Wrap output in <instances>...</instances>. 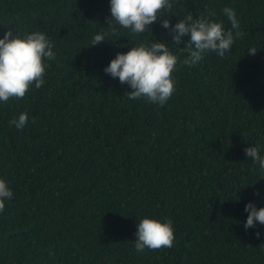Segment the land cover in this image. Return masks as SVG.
Segmentation results:
<instances>
[{
  "label": "trees",
  "instance_id": "16d2710c",
  "mask_svg": "<svg viewBox=\"0 0 264 264\" xmlns=\"http://www.w3.org/2000/svg\"><path fill=\"white\" fill-rule=\"evenodd\" d=\"M109 7L0 0V38L7 28L40 31L56 54L42 88L0 102V179L13 192L0 213V264H264V225L243 227L245 203L264 206V178L244 152L264 155V0H173L160 18L172 25L211 9L227 30L224 7L239 21L231 50L196 67L182 63L189 37L171 44L159 22L87 46L109 31ZM155 40L178 56L163 106L128 99L131 88L103 71L118 52ZM21 112L25 126H10ZM145 216L171 219V248L137 252Z\"/></svg>",
  "mask_w": 264,
  "mask_h": 264
},
{
  "label": "clouds",
  "instance_id": "9594fccd",
  "mask_svg": "<svg viewBox=\"0 0 264 264\" xmlns=\"http://www.w3.org/2000/svg\"><path fill=\"white\" fill-rule=\"evenodd\" d=\"M110 17H105L108 32L95 34L91 43L94 46L108 40V36L121 37L120 29H127L132 34L142 35L151 30V25L159 22L171 34V44L180 46L182 37L189 38L180 50L187 53L183 64L196 67L204 59L205 54L215 52L223 58L229 52L235 39L243 36L240 24L231 7H224L223 14L230 21L231 27L225 30L222 21H215L213 10L206 15L196 18L191 13L179 19L174 25L168 18L160 19L164 13L173 8V0H109ZM169 42L155 40L150 45L141 43L132 46L126 52H118L103 71L111 78H118L121 85L127 84L131 91L124 95L130 100L143 98L149 103L163 106L175 92V80L172 73L176 69L178 56L168 46ZM86 47V46H85ZM255 54L257 48L247 50ZM53 44L47 35L40 31L13 34L7 28L0 38V102L9 99H23L29 89L43 87L48 64L46 61L55 59ZM28 121V114L21 112L17 118L9 121L10 126L22 129ZM246 157L258 165L261 176L264 178V155L256 146L244 149ZM259 196V190L254 191ZM13 198V192L4 179H0V213L5 209V201ZM247 212L243 224L245 230L254 228L257 223L264 225V206L256 207L255 203L248 201L244 205ZM260 236L259 231L255 233ZM175 240L171 219L163 222L147 216L136 223L135 244L137 252L146 248L159 250L171 248Z\"/></svg>",
  "mask_w": 264,
  "mask_h": 264
}]
</instances>
